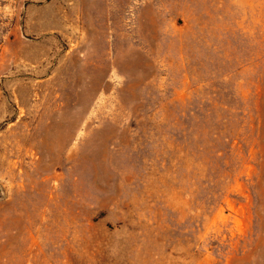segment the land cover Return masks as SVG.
<instances>
[{
    "label": "rangeland",
    "instance_id": "obj_1",
    "mask_svg": "<svg viewBox=\"0 0 264 264\" xmlns=\"http://www.w3.org/2000/svg\"><path fill=\"white\" fill-rule=\"evenodd\" d=\"M94 1L92 32L0 0V235L42 209L71 226L15 246L49 264H264V0Z\"/></svg>",
    "mask_w": 264,
    "mask_h": 264
},
{
    "label": "bare ground",
    "instance_id": "obj_2",
    "mask_svg": "<svg viewBox=\"0 0 264 264\" xmlns=\"http://www.w3.org/2000/svg\"><path fill=\"white\" fill-rule=\"evenodd\" d=\"M128 3H129L128 0H108V4L110 7L109 11H111V12L120 11L123 8V5H127ZM78 5H79V8L77 10L80 13L79 17L83 20L84 24H88V26H90L89 29L92 32L95 31V28H93L91 26V25H94V23H95L94 17H93L94 12L96 10L95 1L94 0H79ZM73 10H76V9L74 8ZM113 33L114 32L112 31L111 34H113ZM86 34H88V30L87 31L85 30V35ZM132 36H133V34H132ZM115 69H116V67H115ZM113 77H115V76H113ZM111 95H113V94H111ZM81 131H83V129ZM79 133H80V131H79ZM22 188H24V187H22ZM28 205L29 204H24V203L20 202V206L25 211L28 210ZM17 209L21 210L20 207H18V206H17ZM35 211H36L35 217H34L32 223L30 224L31 228H33L32 229L33 231H26L25 232L23 220H21L22 218L16 217V216H15L16 218L13 220L15 224L5 226V229L7 230L6 234L0 235V237H3V236L6 237V243L2 247H0V264H2V262H3V260H2L3 257H6L8 259L7 260L8 262H6V264H25L26 260L28 261V264H39V263L49 264V260H50L49 256H44L43 258H41L40 257L41 255L39 256V253H32V251L29 248H26V249L25 248H18L17 246H15L16 243L19 242V240L20 241L21 240L22 241H30L32 244L35 242L40 243L43 240V239H40V238H43V237H41V236H43L42 234L45 235L47 232L51 231L54 228V225H59L58 230L64 231L65 226L67 225V227H69V226H71V223L68 221L69 219L67 220L66 218L53 219L52 217L50 218L49 216H48L49 218H47L45 216L46 211L44 212V210L42 211V209L41 210L38 209ZM31 218H32V216H31ZM12 228H15V229L17 228V232L15 234L10 233ZM44 232H46V233H44ZM26 233H28V236H25ZM44 237H48V236L45 235ZM96 253H98L97 250L89 252V251L83 249L81 251H77L76 255L74 257L76 259H80V258H84V257L88 256V258H89V256L91 254H96ZM6 258H5V260H6ZM64 264H67V262ZM71 264H73V263H71ZM77 264H82V263H77Z\"/></svg>",
    "mask_w": 264,
    "mask_h": 264
}]
</instances>
